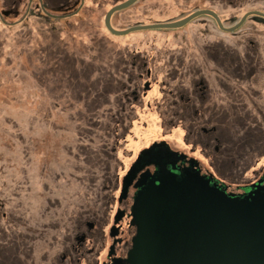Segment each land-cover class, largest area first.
Returning a JSON list of instances; mask_svg holds the SVG:
<instances>
[{
    "label": "flooded vegetation",
    "instance_id": "1",
    "mask_svg": "<svg viewBox=\"0 0 264 264\" xmlns=\"http://www.w3.org/2000/svg\"><path fill=\"white\" fill-rule=\"evenodd\" d=\"M203 1L0 0L2 26L19 36L34 32L48 49L52 72H76L77 57L95 61L86 71L101 73L103 117L115 124L102 140L104 208L63 228L54 251H43V226L26 230L24 240L39 244L26 253L29 264H130L136 199L162 178L191 194L198 183L228 198L264 192V59L249 49L235 53L236 36L255 46L249 35L230 30L242 19L234 14L235 0H205L207 7ZM201 11L214 16H198ZM187 19L177 28H154ZM248 20L261 24L249 16L240 28ZM145 117L155 118L142 131L134 121ZM157 119L162 136H146L152 128L158 134ZM16 252L4 248L0 255Z\"/></svg>",
    "mask_w": 264,
    "mask_h": 264
},
{
    "label": "rangeland",
    "instance_id": "2",
    "mask_svg": "<svg viewBox=\"0 0 264 264\" xmlns=\"http://www.w3.org/2000/svg\"><path fill=\"white\" fill-rule=\"evenodd\" d=\"M235 3L238 19L250 12L264 13V0ZM201 6L208 4L204 0ZM227 12L225 9L222 14L226 17ZM34 27L30 25V29ZM239 28L235 34L249 35L255 46L249 48L236 36V55L249 49V55L255 51L264 59V25L248 20ZM18 34L0 23V252L10 248L19 253L7 259L0 255V264L30 263L26 253L30 248L35 253L39 244L34 245L36 238L31 244L26 242L22 233L39 224L44 227L41 240L48 244L43 251H54L63 228L72 226L79 215L103 209L105 200L101 202V198L109 194L100 168L104 131L113 124L103 117L101 73L86 71L87 64L96 67L95 61L77 57L72 64L76 72L60 75L48 68L52 65L46 57L48 49L39 46L34 32ZM63 66L59 64L58 69ZM60 76L63 78L58 79ZM154 118L134 122L144 131ZM126 122L128 125L129 120ZM156 122L159 138V119ZM167 135L179 146L174 134ZM110 152L108 149L105 154ZM109 174L113 175L114 169ZM52 236L55 238L50 239Z\"/></svg>",
    "mask_w": 264,
    "mask_h": 264
},
{
    "label": "water",
    "instance_id": "3",
    "mask_svg": "<svg viewBox=\"0 0 264 264\" xmlns=\"http://www.w3.org/2000/svg\"><path fill=\"white\" fill-rule=\"evenodd\" d=\"M249 16L264 24L263 13L250 12L230 30ZM190 19L154 28H177ZM185 189L162 178L139 194L130 264H264V192L237 199L205 183L197 193Z\"/></svg>",
    "mask_w": 264,
    "mask_h": 264
},
{
    "label": "bare ground",
    "instance_id": "4",
    "mask_svg": "<svg viewBox=\"0 0 264 264\" xmlns=\"http://www.w3.org/2000/svg\"><path fill=\"white\" fill-rule=\"evenodd\" d=\"M156 130L154 129V128H152V129H150V130H148L147 131V134H146V136H152V137H154L155 135L157 136L158 134H156Z\"/></svg>",
    "mask_w": 264,
    "mask_h": 264
}]
</instances>
